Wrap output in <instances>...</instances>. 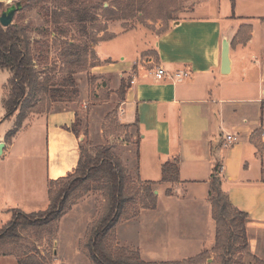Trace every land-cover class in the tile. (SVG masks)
<instances>
[{
  "label": "crops",
  "instance_id": "0c3cea01",
  "mask_svg": "<svg viewBox=\"0 0 264 264\" xmlns=\"http://www.w3.org/2000/svg\"><path fill=\"white\" fill-rule=\"evenodd\" d=\"M190 9L191 14L182 12L153 34V45L135 51L120 75L113 67L117 50H100L104 40L94 46L99 64L91 68L92 74L111 79L115 90L126 78L130 80L120 119L125 125H136L137 133L135 142L121 146L113 140L119 136L105 134L100 122L97 130L90 126L89 139L98 146L108 144L113 151L126 149L119 158L128 174L154 182V193L158 191L156 208H141L137 215L118 221L116 242L138 250L146 262L184 261L212 250L217 224L210 191L217 165L222 191L235 209L250 216L248 253L264 262V0H196L186 11ZM114 23L117 32L112 30ZM125 23L108 22L106 31L113 37L106 41L137 28H127ZM225 39L230 41L227 72L222 64ZM151 49L155 59L145 56ZM122 53L127 61L128 54ZM152 63L170 73L186 69L191 75L182 80L156 79ZM53 107L29 116L9 142L4 139L9 130L0 133V141H5L0 155V211L37 212L24 211V205H49V181L75 171L83 139V133L78 137L71 130L77 109L60 103ZM12 118L15 123L16 116ZM35 131L39 141L18 147L21 136ZM229 135L236 139L230 141ZM28 149L47 156L46 195L40 200L26 187ZM63 150H74L70 165L60 162ZM167 162H178L179 182H162ZM85 203L75 204L68 213ZM0 264H18V260L11 251L0 252Z\"/></svg>",
  "mask_w": 264,
  "mask_h": 264
},
{
  "label": "rangeland",
  "instance_id": "374dc122",
  "mask_svg": "<svg viewBox=\"0 0 264 264\" xmlns=\"http://www.w3.org/2000/svg\"><path fill=\"white\" fill-rule=\"evenodd\" d=\"M21 1H0V16L7 8L17 5ZM117 1L109 0L105 2L104 6L116 8L115 2ZM195 2L196 0H147L145 10L134 11L133 15L125 20L126 23L124 25L127 28H137L128 33V35H120L110 41L104 40L105 42L101 45L100 50H103L105 47L117 50L118 56L114 59L115 64L113 67L114 71L120 75V73L127 69L126 64H129L130 58L135 51L151 47L154 43L153 34H159L171 20L180 18L182 12L184 14H191V9V11L186 10L193 6ZM68 4V0H39L35 3L31 1L29 4L25 3V7L22 10L20 9L14 18V23L22 22L29 27L34 45L36 67L43 73L42 76H47L52 83L60 84L57 87L62 90L61 96L63 97L59 101L52 102L51 98L48 97L47 101L39 102L37 106H39L38 108L43 107L44 112L42 113L49 111L51 108L53 109L56 103L76 107L78 116L72 124L71 130L73 131L75 128L79 131V134L82 135L83 133V139L80 141L81 147H86L93 154L98 144L91 141L87 133L90 126H93L97 130L100 127V122H102L105 134L112 133L111 135L122 137L113 138L114 142H118L119 145L126 146L124 143L126 141L135 142L134 137L137 133V126L125 125L121 123L120 119L123 113V91L120 87L118 90H115L116 86L113 85L114 83L111 79L98 74H92V67L89 66L97 58L94 46L99 43L101 38L108 37L109 35L107 31L101 32V29L107 27L108 22L114 20L108 21L104 17L101 0H77V3L75 2L73 5ZM64 5L67 7H64ZM77 10L80 12L78 11L77 13ZM55 11L58 13L55 14ZM78 14H86L88 21L85 23L78 21L80 17H77ZM54 18H60L59 22H54ZM71 18L72 21H69ZM117 29L118 24L114 23L112 30L117 32ZM53 31L57 32V35L56 33L51 34ZM69 42L77 45L82 60L87 55V60L82 62V65L85 64L87 69L74 74L66 71L70 68L73 70L74 66H77L76 63L78 64L76 58L73 59L75 62L69 61L71 62L70 66L65 63L66 60L71 59L68 56L70 53L68 51ZM123 46H126V48H122ZM122 50H125L128 54L127 61L122 60ZM92 51H94L95 55ZM149 55L155 59L153 49L146 52L145 56ZM154 67L157 68L156 64L152 63L150 69H154ZM70 76L74 78L75 84L64 85V81ZM10 77V71L0 70V118L2 120L5 117V121L0 124L1 134L14 128L12 127L14 119L12 116L6 118L7 109L4 106L5 99L10 91V86H7ZM129 81L126 78L124 83L127 85ZM42 113L32 112L27 115V118L29 116L33 118ZM15 124L16 122L14 126ZM36 131L31 136L28 134L21 136L17 141L18 147L25 148L31 143V140L32 143L37 140L39 141L38 132ZM75 135L78 136L77 134ZM106 146L110 145L107 144ZM125 150L121 147L119 152L118 150H114L113 153L119 158V154L123 155L122 152ZM27 152L29 153V157L24 162V166L28 171V185L26 187L34 191V199L40 200L46 195L44 179L47 175V156H42L40 153H36L30 149ZM73 158L74 150H63L60 155V162L61 164L70 165ZM128 178V190L134 201L129 202L125 216L131 217L140 209L144 188L137 180L135 174L131 176L128 174ZM60 186L57 185V189ZM92 186L93 183H86L78 191L74 192L68 202L66 214L75 204L80 202L86 203L63 218L65 214L62 217L63 219H55L45 223L46 216L34 215L33 217H29L28 215L26 218L33 225L27 228L21 227L17 238L1 241L0 252L11 251L17 260L31 261L33 259L43 264H94L90 259L87 244L91 236V227L103 214L106 203L102 191L87 190L88 187ZM37 203L32 208H30L31 206L24 205V211L32 212V209H35L34 211L39 212L46 210L48 207V205H44L42 202ZM18 213L20 212L17 210H10V212L0 211V229L7 225L14 216H19L20 214ZM23 213L27 215V213ZM109 245L113 253L119 256L132 255L136 251L135 249L120 246L116 242L115 230ZM217 258L216 254H212V257L206 264H212L213 261H217ZM233 260L243 264H262L248 252L235 254Z\"/></svg>",
  "mask_w": 264,
  "mask_h": 264
},
{
  "label": "trees",
  "instance_id": "16d2710c",
  "mask_svg": "<svg viewBox=\"0 0 264 264\" xmlns=\"http://www.w3.org/2000/svg\"><path fill=\"white\" fill-rule=\"evenodd\" d=\"M31 1L35 3L39 0H22L20 2L21 10L25 7V3L29 4ZM101 1L104 17L108 21L126 20L129 16L133 15L134 11L145 10V3L147 2V0H118L115 2L117 7L113 8L112 6H104L105 2L109 0ZM75 2L77 3V0H68V5H73ZM64 7L67 6L64 5ZM57 13L55 11V14ZM77 17H79L78 21L81 23L88 21L86 14H78ZM59 19L54 18L53 20L54 22H59ZM69 21H72V18ZM106 30L107 27H104L101 29V32H105ZM55 33L57 35V32H51V34ZM111 37L113 35L109 34L108 37L101 38L99 41L107 40ZM68 47V51L70 52L68 56L71 59L69 58L65 63L70 66L71 62H75L73 59L76 58L78 64L76 63L77 66H74L73 70L70 68L71 70L68 69L66 71L74 74L87 69L85 64L82 65V62L87 60V55L82 60L75 43L69 42ZM35 58L34 45L29 27L22 22L13 23L7 27L0 23V70H8L11 73V77L7 83V86H10V91L4 102V106L7 109L6 118L17 113L14 128L7 132L5 136L7 142L11 141L17 134L29 113L44 112L43 107L38 108L39 106L37 105L39 102L47 101L48 97L51 98L52 102H55L63 97L61 96L62 90L57 87L60 84L52 83L47 76H42L43 73L36 67ZM98 64L99 60L95 58L89 66L93 67ZM68 84H75L72 76L64 81V85ZM126 87L127 85L123 81L120 87L123 95ZM73 131L78 136L80 135L77 129L74 128ZM220 173L221 168L216 165L212 176L210 191L213 217L217 224L216 245L212 250L204 251L184 261L146 262L141 258L138 250L132 253V255L119 256L113 253L109 245L110 239L113 236L118 221L126 218L127 206L129 202L134 201V198L130 195L127 186L129 179L128 171L122 160L115 156L111 146H98L94 154L86 147L80 146V159L75 172L49 181L48 208L37 213H27V215H24L21 210H17L20 212L18 213L20 215L14 216L7 225L0 229V242L10 238H17L21 227L27 228L33 225L26 218L28 215L29 217H33L34 215L46 216L45 223L55 219H61L67 212L68 202L74 192L78 191L86 183L91 182L93 186L88 187L87 190L91 191L94 189L102 191L106 203L103 214L91 227V236L87 244L90 259L94 264H206L213 253L218 258L212 264H243L234 261L233 257L237 253L243 254L249 251L246 224L250 216L248 213L233 207L221 189ZM138 181L144 188L140 209L156 208L158 198L154 193V182ZM179 181L180 172L178 162L165 163L162 170V182L176 183ZM57 185L61 186L57 189ZM168 193L171 194V190ZM138 212L132 216L137 215ZM255 259L264 264L259 258ZM18 264L43 263L33 259L31 261H23L20 259L18 260Z\"/></svg>",
  "mask_w": 264,
  "mask_h": 264
},
{
  "label": "water",
  "instance_id": "95a60500",
  "mask_svg": "<svg viewBox=\"0 0 264 264\" xmlns=\"http://www.w3.org/2000/svg\"><path fill=\"white\" fill-rule=\"evenodd\" d=\"M4 1V0H0ZM21 9V3H18L17 5H12L9 8H7L0 16V23L7 27L14 23V18L16 13ZM231 63L230 59V41L228 39L224 40L223 43V53H222V64H223V71L227 72L229 70ZM5 147V141H0V155L3 154V148ZM157 194L158 191H155Z\"/></svg>",
  "mask_w": 264,
  "mask_h": 264
},
{
  "label": "built area",
  "instance_id": "2783aa9c",
  "mask_svg": "<svg viewBox=\"0 0 264 264\" xmlns=\"http://www.w3.org/2000/svg\"><path fill=\"white\" fill-rule=\"evenodd\" d=\"M190 75H191V72L189 70H186V69L178 70L176 72L170 73L169 71H167L165 68H163L161 66L157 67L156 71L154 73V77L156 79H160V80L164 79L168 76L174 80H182V79L190 77ZM228 139L230 141H233L236 138L232 135H229Z\"/></svg>",
  "mask_w": 264,
  "mask_h": 264
}]
</instances>
